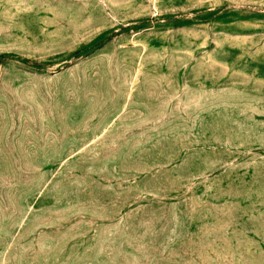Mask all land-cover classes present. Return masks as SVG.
<instances>
[{
  "label": "rangeland",
  "instance_id": "374dc122",
  "mask_svg": "<svg viewBox=\"0 0 264 264\" xmlns=\"http://www.w3.org/2000/svg\"><path fill=\"white\" fill-rule=\"evenodd\" d=\"M0 264H264V0H0Z\"/></svg>",
  "mask_w": 264,
  "mask_h": 264
}]
</instances>
